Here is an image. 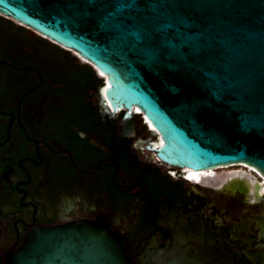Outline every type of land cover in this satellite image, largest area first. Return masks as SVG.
Segmentation results:
<instances>
[{
  "label": "flooded vegetation",
  "instance_id": "af4514ba",
  "mask_svg": "<svg viewBox=\"0 0 264 264\" xmlns=\"http://www.w3.org/2000/svg\"><path fill=\"white\" fill-rule=\"evenodd\" d=\"M13 25L5 28L21 37L0 32L1 258L35 226L104 215L135 264H264L257 171L237 165L196 180L150 158L136 119L128 137L97 92L76 101L61 81L60 47Z\"/></svg>",
  "mask_w": 264,
  "mask_h": 264
},
{
  "label": "water",
  "instance_id": "95a60500",
  "mask_svg": "<svg viewBox=\"0 0 264 264\" xmlns=\"http://www.w3.org/2000/svg\"><path fill=\"white\" fill-rule=\"evenodd\" d=\"M0 16L89 65L125 136L146 117L150 158L193 171L245 164L264 179V0H0ZM113 224L35 226L0 264H135Z\"/></svg>",
  "mask_w": 264,
  "mask_h": 264
},
{
  "label": "trees",
  "instance_id": "16d2710c",
  "mask_svg": "<svg viewBox=\"0 0 264 264\" xmlns=\"http://www.w3.org/2000/svg\"><path fill=\"white\" fill-rule=\"evenodd\" d=\"M6 23L14 26L12 21L0 16V32H8L5 37H9L12 39L21 37L18 34H9V29L5 28ZM19 29L24 30L23 28ZM44 41L45 43H48L47 40ZM59 53L61 81L75 90L78 96V98H76V101L82 104L86 100L88 102L92 101V98L96 93L97 86L100 82V79L97 77L96 72L89 65H79L77 62L78 59L75 56H72L71 52L65 51L60 48ZM63 55L70 56V58H65Z\"/></svg>",
  "mask_w": 264,
  "mask_h": 264
},
{
  "label": "bare ground",
  "instance_id": "6f19581e",
  "mask_svg": "<svg viewBox=\"0 0 264 264\" xmlns=\"http://www.w3.org/2000/svg\"><path fill=\"white\" fill-rule=\"evenodd\" d=\"M98 73H99L100 76L105 77L104 74H102L100 72H98ZM108 87H109V84L107 83V86L102 89V95H103L104 98H106L105 101H107V105H108L107 109H108V111H111L113 113H119V111H121V108L114 107L112 105V103L110 102V100H108V98H107V89H108ZM135 111H136V113H138L140 115H143V113L138 108H136ZM144 120H145V123H146L148 129L150 131H154L155 132L156 130L153 127L152 123L146 117L144 118ZM159 143H161V141L155 142L153 144V146H150V148L154 149V150H148L149 153H150V155L154 154V152L157 151V149H159ZM240 165H245V164H240ZM235 166H237V165H235ZM246 166H248V165H246ZM231 167H233V166H230V167H220V168L206 170V171H193V170H190V171H193L190 176H192L196 180H200L202 178V176H204V177L214 176L216 174V171H218L219 169H222V168L228 169V168H231ZM252 169H254V168H252ZM254 170L257 171L256 169H254ZM186 171H188V170H186ZM260 176L262 177L261 174H260ZM262 181L264 182V179H262ZM256 182L258 183L257 180H256ZM259 187H261V188L263 187L264 188V186H259Z\"/></svg>",
  "mask_w": 264,
  "mask_h": 264
},
{
  "label": "rangeland",
  "instance_id": "374dc122",
  "mask_svg": "<svg viewBox=\"0 0 264 264\" xmlns=\"http://www.w3.org/2000/svg\"><path fill=\"white\" fill-rule=\"evenodd\" d=\"M72 56H75L73 53H72ZM76 57V56H75ZM77 58V57H76ZM78 59V58H77ZM79 60V59H78ZM83 61V60H82ZM138 122H139V124H140V121H139V119H136ZM144 130H145V136H148V139H150V134L148 133V130L144 127ZM147 139V140H148ZM239 168V170H241V168L239 167V166H234V167H231V168H228V169H225V168H222V169H219L218 171H216V173L217 174H221V175H223L225 172H227V171H232V170H234V171H236V169H238ZM207 182H208V180H207Z\"/></svg>",
  "mask_w": 264,
  "mask_h": 264
},
{
  "label": "built area",
  "instance_id": "2783aa9c",
  "mask_svg": "<svg viewBox=\"0 0 264 264\" xmlns=\"http://www.w3.org/2000/svg\"><path fill=\"white\" fill-rule=\"evenodd\" d=\"M139 121H140V120H139ZM143 123H145L144 118H143V120L140 121V125H141L142 127H144V126H143ZM146 129L148 130V127H147ZM262 179H263V178H262ZM262 182H263V181H262Z\"/></svg>",
  "mask_w": 264,
  "mask_h": 264
}]
</instances>
